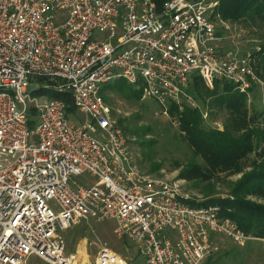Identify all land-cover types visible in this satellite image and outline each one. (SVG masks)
I'll return each instance as SVG.
<instances>
[{
    "label": "built area",
    "instance_id": "2783aa9c",
    "mask_svg": "<svg viewBox=\"0 0 264 264\" xmlns=\"http://www.w3.org/2000/svg\"><path fill=\"white\" fill-rule=\"evenodd\" d=\"M218 2L0 0V264H85L62 236L81 222L111 221L135 248L101 246L94 264H204L220 237L249 238L219 206L191 204L180 181L144 172L101 94L123 78L166 109L194 106L186 88L195 74L251 91L257 54L224 52ZM42 89L69 93L86 118Z\"/></svg>",
    "mask_w": 264,
    "mask_h": 264
},
{
    "label": "rangeland",
    "instance_id": "374dc122",
    "mask_svg": "<svg viewBox=\"0 0 264 264\" xmlns=\"http://www.w3.org/2000/svg\"><path fill=\"white\" fill-rule=\"evenodd\" d=\"M219 5L220 1L213 14V21L217 32L219 31L224 38L222 43L224 52L257 51L264 38V23L258 19L243 21L224 19L221 15V8H218ZM261 57L262 55L257 58V67ZM258 79L259 82L256 83V86L261 92H258L261 101L258 98L255 101L258 103V107H262L264 80L260 75H258ZM206 87L214 88V86L207 85ZM105 89L103 95L112 107L115 119L125 128L129 148L144 172L180 181L183 183L184 189L191 193L196 204H201L209 199L234 198L232 189L243 174L252 169V162L257 159L255 153L243 161L242 171L221 166L214 172L213 179L209 182L188 181L180 178L179 174L188 164L200 163L208 170H212V167L203 157L194 154L193 147L184 139L185 132L181 128L177 115L154 98L146 95L144 90L141 98L135 101L115 94L108 88ZM245 96L244 102L250 108L254 93L248 91L245 92ZM193 108L202 111L207 126L220 131L224 130L223 121L227 117L226 111L218 110V108L213 109L212 112L209 108L204 110L200 103H196ZM251 112L253 111L250 108L249 113L252 114ZM78 117L81 120L86 118L83 113H78ZM154 165H160V167L155 170ZM85 177L88 175L80 176V178ZM248 198L264 204V196L254 195ZM219 207L221 208V206ZM226 219L233 221L230 218ZM113 228L114 224L111 221H92L90 224L81 222L65 230L62 232V236L67 255L79 263L94 264L101 246H107L123 255L133 256L135 254L134 245L130 241L127 243L125 240L119 239ZM240 231L245 234L242 230ZM246 236L249 238L241 242L227 236L220 237L219 251L209 262H204V264H264V237ZM28 264H40V261L36 256H31Z\"/></svg>",
    "mask_w": 264,
    "mask_h": 264
},
{
    "label": "trees",
    "instance_id": "16d2710c",
    "mask_svg": "<svg viewBox=\"0 0 264 264\" xmlns=\"http://www.w3.org/2000/svg\"><path fill=\"white\" fill-rule=\"evenodd\" d=\"M155 1L158 7H161L166 0ZM219 1L218 8H221V15L224 19L232 21L258 19L264 23V0ZM218 34L221 33L218 31ZM255 53L259 57L262 55V61L260 60L256 70L264 80V38ZM44 82L45 80L42 79L41 84ZM105 88L126 99L135 101L141 98L144 90L141 83L133 85L123 78L106 83L102 87V95ZM186 91L196 103L202 105L204 110L209 108L212 112L213 109L218 108V110L226 111L227 117L223 121L224 130L220 131L206 125L200 109L193 108L188 104L179 106L174 102L168 103V110L177 115L181 128L185 132L184 139L193 147L194 154L203 157L212 167V170H208L200 163L188 164L179 174L180 178L188 181L209 182L219 167L227 166L242 171L245 159H248L253 153L257 158L252 162V169L245 172L233 187V199H209L201 204L191 201V204L196 206L217 204L216 206H221L220 216L233 220L246 235L264 237V204L248 198L254 195L264 196V103L262 107H258V103L255 101L256 98L261 101L258 97L259 88L254 86L251 90L254 93L250 104L252 114L249 113L250 108L244 102L245 93L230 83L216 81L214 88L210 89L206 87L202 77L195 74L189 80ZM41 93L48 98L63 99L66 103L67 115L83 121L79 119L73 98L69 93L58 92L54 89H42ZM103 97L106 100L104 95ZM35 116V109L29 108L28 123L32 129L36 124ZM118 123L125 132L122 124ZM159 167L160 165H154L155 170ZM123 240L129 243L127 239ZM212 258L213 256L209 257L205 263Z\"/></svg>",
    "mask_w": 264,
    "mask_h": 264
}]
</instances>
